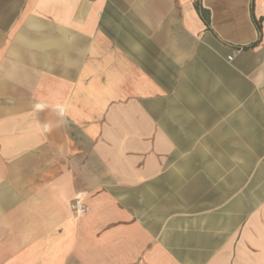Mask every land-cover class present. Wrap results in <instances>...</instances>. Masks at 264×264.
<instances>
[{
    "label": "crops",
    "instance_id": "obj_1",
    "mask_svg": "<svg viewBox=\"0 0 264 264\" xmlns=\"http://www.w3.org/2000/svg\"><path fill=\"white\" fill-rule=\"evenodd\" d=\"M0 264H264V0H0Z\"/></svg>",
    "mask_w": 264,
    "mask_h": 264
},
{
    "label": "built area",
    "instance_id": "obj_2",
    "mask_svg": "<svg viewBox=\"0 0 264 264\" xmlns=\"http://www.w3.org/2000/svg\"><path fill=\"white\" fill-rule=\"evenodd\" d=\"M72 211L76 217H83L88 213V207L85 203L76 200L71 205Z\"/></svg>",
    "mask_w": 264,
    "mask_h": 264
},
{
    "label": "rangeland",
    "instance_id": "obj_3",
    "mask_svg": "<svg viewBox=\"0 0 264 264\" xmlns=\"http://www.w3.org/2000/svg\"><path fill=\"white\" fill-rule=\"evenodd\" d=\"M19 113H16V112H11V113H9L8 114V116H9V119L11 120V121H17L18 120V117H19ZM22 116H26V117H24V118H27V116H31L30 114H21Z\"/></svg>",
    "mask_w": 264,
    "mask_h": 264
}]
</instances>
